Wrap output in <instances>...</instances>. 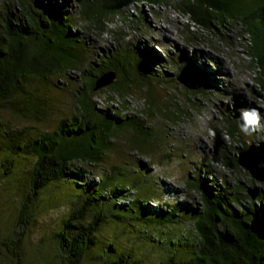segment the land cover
<instances>
[{
    "label": "trees",
    "instance_id": "trees-1",
    "mask_svg": "<svg viewBox=\"0 0 264 264\" xmlns=\"http://www.w3.org/2000/svg\"><path fill=\"white\" fill-rule=\"evenodd\" d=\"M139 1L143 0H81L80 14L88 33L96 30L100 35L107 20ZM51 3L3 0L0 6V112L7 110L16 119L41 123L56 111L59 99L54 91L63 76L74 70L83 79L73 91L72 112L62 116L52 130L33 133L28 127L13 128L0 117V187L17 202L14 228L0 236V264H22L26 233L39 216L59 207L57 190L62 186L68 189V210L50 236L43 238L50 242L46 253L50 264H83L92 253L98 264H142L147 250L161 257L158 264H264V206L255 204L249 186L235 187L231 181L219 184L198 171L188 177L186 186L200 196L199 206L150 207L156 200L150 194L157 191L155 175L138 154L149 153L163 136L152 131L144 111L131 103L137 99L136 88L151 90L153 79L163 80L165 75L151 74L147 69L150 58L141 53L129 63L122 53L90 52L86 36L72 31L75 22L69 11ZM174 5L224 38L228 36L222 29L234 27L246 36L257 94L264 102V0H174ZM88 51L92 58L85 61ZM110 70L117 72L116 80L95 89L97 79ZM184 88L196 94L206 89ZM150 105L149 117V111L156 108L154 102ZM244 111L224 112V125L233 137L246 124ZM170 115L172 121L181 116L176 110ZM213 128L220 134V128ZM122 135L135 164L130 165L125 157L109 168L100 167L113 151L125 152L119 144ZM215 150L221 165L234 171L242 168L235 148L219 141ZM251 184L257 186L253 177ZM241 188L246 192L241 193ZM259 190L256 199L261 202L264 193L262 187ZM127 200L132 203L127 205ZM177 219L180 223L188 220L184 231L178 227L180 233ZM111 220L127 234L121 240L124 244L131 241V249L98 241L102 226ZM138 225L150 230L139 229L129 237ZM42 248L40 244L39 251L45 254Z\"/></svg>",
    "mask_w": 264,
    "mask_h": 264
},
{
    "label": "rangeland",
    "instance_id": "rangeland-1",
    "mask_svg": "<svg viewBox=\"0 0 264 264\" xmlns=\"http://www.w3.org/2000/svg\"><path fill=\"white\" fill-rule=\"evenodd\" d=\"M80 1L42 0L44 4H59L60 7L62 5L61 9L69 11L75 22L72 31L86 36L85 44L90 52L95 54L105 51L115 55L122 53L129 58V63H134L136 56L141 53L150 58L147 69L151 74L165 75L163 80L153 79L154 88L151 90L145 86L136 88L134 94L137 99L131 103L134 108L144 111L146 123L152 127V131L158 136H163L149 153L138 154V158L156 176H153L156 180L153 182L155 183L153 188L157 191L150 192L151 196H156V200L150 207L171 209L176 203L182 208L199 206L200 196L186 186L188 177L193 178L198 171L208 180H215L219 184L231 181L235 187L238 184L252 187V176L246 174L245 169L234 171L221 165L216 160L215 150L216 143L219 144L220 141L224 146L235 148V154L238 156L239 147H243L245 143L259 144L263 139L260 136L264 134V102L257 94L254 60L246 47L245 35L236 33L234 27L222 29L228 36L224 38L222 34L204 28L189 15L178 10L174 0L156 3L139 1L123 8L122 13L107 20L103 34L99 35L96 30L88 33L87 22L80 14ZM2 4L3 0H0V6ZM16 8L19 10V5H16ZM195 35L199 37L195 38ZM90 52L84 56L85 61L92 58ZM186 65H190L192 75L195 72L199 79H206L209 82L204 86L206 87L204 91L190 93L177 81L176 77L182 71L181 68ZM198 67L207 69L208 78L198 71ZM62 79L63 82H59L54 91L55 99H59L57 104L53 101L56 111L43 122L33 123L21 118L16 119L7 110H1L0 117L12 123L13 128L28 127L27 130L33 133L52 130L62 116L72 112L75 102L73 91L83 82L81 72L74 70ZM239 92L243 93V98L239 97ZM148 102L157 105L156 108H152L153 111H149L151 117L147 115L150 105ZM240 105L245 108L244 112L258 114V120L248 125L247 131L244 130L246 124H241L239 135L233 137L224 125V112L233 110L238 113L237 107ZM150 107H153L152 104ZM173 110H176L178 116L181 115L175 119L176 121L169 118ZM174 115L177 118L176 114ZM213 125L221 129L220 134ZM119 139L120 147L125 152L113 151L100 167L109 168L115 162L125 160V157L130 161V165L135 164L132 156L129 157L127 154L129 148L126 146L125 136L122 135ZM257 186L262 187L264 193V185L257 183ZM1 188L0 236L14 228L13 215L17 205L14 196H9ZM67 190L63 186L57 190L60 198L59 207L47 210L48 212L39 216L26 233L22 264H50L51 259L49 256L47 258L46 254L50 250V242L43 238L50 236L68 210L69 202L65 196ZM240 192L246 191L241 188ZM255 199L257 206H264L262 201ZM126 202L127 205L132 203L129 200ZM180 222L177 219L178 233H180L178 227L184 231L188 220ZM138 226L139 228L133 227V231L132 229L129 231V237L136 235L139 229L150 230L146 225ZM170 227L173 228V225ZM121 232L115 220L108 221L102 226L98 241L107 244L113 242L117 247L123 245L124 248L131 249L133 244L131 241L124 244L121 238L124 239L127 234ZM40 244H43L45 254L39 251ZM142 251L140 248L138 253L141 254ZM150 251L147 250L148 254L142 264H158L161 257L156 251ZM93 255L94 253L88 254L83 264H98Z\"/></svg>",
    "mask_w": 264,
    "mask_h": 264
},
{
    "label": "water",
    "instance_id": "water-1",
    "mask_svg": "<svg viewBox=\"0 0 264 264\" xmlns=\"http://www.w3.org/2000/svg\"><path fill=\"white\" fill-rule=\"evenodd\" d=\"M191 73L190 65H186L178 75V81L192 90L206 85L205 80L199 79L195 72L193 75ZM116 78L117 72L115 70L106 72L97 79L95 89H101L112 84ZM238 161L241 167L248 171L257 183H264V139L259 144H249L246 149L240 151ZM248 192L255 199L260 193L259 186L249 187Z\"/></svg>",
    "mask_w": 264,
    "mask_h": 264
},
{
    "label": "clouds",
    "instance_id": "clouds-1",
    "mask_svg": "<svg viewBox=\"0 0 264 264\" xmlns=\"http://www.w3.org/2000/svg\"><path fill=\"white\" fill-rule=\"evenodd\" d=\"M245 40H246V38H245ZM193 67V66H192ZM205 81H206V79H204ZM209 82H207L206 81V84H208ZM238 99V98H237ZM237 104H238V102H237ZM236 104V105H237ZM238 109H244L245 110V108L242 106V105H240L239 107H238ZM249 109H247V111H248ZM258 120V114H255V115H253V114H249V113H245V121H246V125H245V127H244V130L245 131H247L248 130V128H247V126L248 125H252V124H254L256 121Z\"/></svg>",
    "mask_w": 264,
    "mask_h": 264
},
{
    "label": "bare ground",
    "instance_id": "bare-ground-1",
    "mask_svg": "<svg viewBox=\"0 0 264 264\" xmlns=\"http://www.w3.org/2000/svg\"><path fill=\"white\" fill-rule=\"evenodd\" d=\"M197 69H198V71H199L200 73L202 72V73L206 76V78H208V77H207V76H208V72H207V69H206V68H202V67L200 68V67H198ZM209 72H210V71H209ZM202 73H201V74H202ZM210 73H213V72H210ZM238 95H239V97H242V98L244 97L243 93H241V92H239ZM255 204H256V203H255ZM262 205H264V201H262Z\"/></svg>",
    "mask_w": 264,
    "mask_h": 264
},
{
    "label": "built area",
    "instance_id": "built-area-1",
    "mask_svg": "<svg viewBox=\"0 0 264 264\" xmlns=\"http://www.w3.org/2000/svg\"><path fill=\"white\" fill-rule=\"evenodd\" d=\"M245 38H246V36H245ZM133 102H135V100H133L132 103H133ZM132 107H133V106H132ZM133 108H134V107H133ZM263 201H264V199H263Z\"/></svg>",
    "mask_w": 264,
    "mask_h": 264
}]
</instances>
